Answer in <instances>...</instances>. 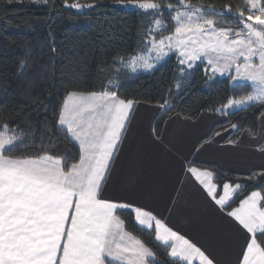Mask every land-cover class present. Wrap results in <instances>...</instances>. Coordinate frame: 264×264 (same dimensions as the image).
<instances>
[{
	"label": "snow or ice",
	"instance_id": "1",
	"mask_svg": "<svg viewBox=\"0 0 264 264\" xmlns=\"http://www.w3.org/2000/svg\"><path fill=\"white\" fill-rule=\"evenodd\" d=\"M32 2L47 5L49 0ZM129 3L153 16L143 52L122 61L131 72L150 71L175 52L183 66L179 70L181 78L185 73L191 75L199 61L208 66L205 73L230 75L235 87H243L240 82L251 84L248 95L229 99L221 111L264 104L262 0H247V15L243 10L239 12L243 25L240 31L217 27L207 15L224 13L211 8L202 10L190 0H177L176 8L167 5L174 29L168 28L155 0ZM71 7L83 6L74 3ZM227 10L231 12V8ZM115 88L109 80L99 92H70L62 101L57 124L78 146L79 156L74 163L69 162L71 157L47 151L35 156L14 155L24 134L10 130L6 124L0 126V264H155V253L126 230L119 212L127 209H131L142 229L151 230L154 226L155 239L170 249L174 261L215 264L205 251L150 211L107 196L105 186L111 165L135 103L121 99ZM186 171L218 206L222 219L231 218L228 224L243 237L237 264H264L261 191H252L233 207L240 184L225 183L218 195L211 172L192 166Z\"/></svg>",
	"mask_w": 264,
	"mask_h": 264
},
{
	"label": "trees",
	"instance_id": "2",
	"mask_svg": "<svg viewBox=\"0 0 264 264\" xmlns=\"http://www.w3.org/2000/svg\"><path fill=\"white\" fill-rule=\"evenodd\" d=\"M155 2L160 4L168 28L174 29L167 5L176 7L177 0ZM74 3L83 6L82 12L71 7ZM190 3L205 10L224 12L231 8L235 14L248 12L246 0ZM133 6L129 0H49L47 5L32 0H0V126L6 124L10 130L24 134L14 155L35 156L47 151L76 162L78 146L57 124L62 101L70 92H99L109 80L115 83L121 99L161 108L155 123L158 135L174 116L196 120L203 114H222L225 120L213 127L209 140L227 132H231L225 140L227 144H235L246 131L257 136L264 104L221 111L229 99L248 95L251 84L235 87L230 75L205 73L206 63L181 78L179 70L183 66L177 53L149 72L134 73L123 65L122 61L143 52V41L153 19ZM260 148L264 150V140ZM194 166L213 174L218 195L225 183L242 186L233 197V207L252 191L264 195V171L243 176L215 164ZM119 214L127 231L155 253V264H183L170 257V249L155 239L154 230L137 225L130 209Z\"/></svg>",
	"mask_w": 264,
	"mask_h": 264
},
{
	"label": "crops",
	"instance_id": "3",
	"mask_svg": "<svg viewBox=\"0 0 264 264\" xmlns=\"http://www.w3.org/2000/svg\"><path fill=\"white\" fill-rule=\"evenodd\" d=\"M160 111L157 105L134 103L111 165L107 196L150 211L215 264H237L243 237L228 224L231 218L222 219L218 206L186 169L215 164L236 175L264 171V116L257 136L246 131L235 144H227L231 132L208 139L213 127L225 120L222 114H203L196 120L174 116L158 135Z\"/></svg>",
	"mask_w": 264,
	"mask_h": 264
},
{
	"label": "rangeland",
	"instance_id": "4",
	"mask_svg": "<svg viewBox=\"0 0 264 264\" xmlns=\"http://www.w3.org/2000/svg\"><path fill=\"white\" fill-rule=\"evenodd\" d=\"M263 1V0H262ZM246 3H247V0H246ZM247 5H248V3H247ZM176 7H178V6H176ZM176 7H174V8H176ZM133 8H135L136 9V7H135V5L133 6ZM77 11H79V12H82V10H83V8L82 7H80V8H75ZM210 9V8H209ZM211 9H214V8H211ZM250 9V5H248V10ZM202 10H205V9H202ZM214 10H216V11H218V12H222V13H224L223 15H215V16H213V15H207V18H210V19H213L215 22H216V26L217 27H220V28H225V29H232V30H234V31H240L242 28H243V25H242V23L240 22V19H239V13H237V14H235V13H233V12H228V10H225L224 12L223 11H220V10H217V9H214ZM247 10V11H248ZM247 15V13H245V16ZM174 22V21H173ZM249 23H251V22H249ZM258 28L260 27V26H257ZM175 52H171V53H169V55H171V54H174ZM168 55V56H169ZM167 56V57H168ZM167 57H165L164 59H166ZM163 59V60H164ZM162 60V61H163ZM162 61H160V62H162ZM159 62V63H160ZM158 63V64H159ZM199 64H201V62H197L196 63V66L197 65H199ZM143 72H149V71H146V70H143V69H139L138 71H136V72H134V73H143ZM217 76H220L219 74H216ZM233 75H234V73H233ZM224 76H228V74H226V75H224ZM220 77H222V76H220ZM240 83H248V82H240ZM212 131V130H211ZM210 134H211V132H210ZM221 135V134H220ZM209 137H210V135H209ZM213 182V181H212Z\"/></svg>",
	"mask_w": 264,
	"mask_h": 264
},
{
	"label": "flooded vegetation",
	"instance_id": "5",
	"mask_svg": "<svg viewBox=\"0 0 264 264\" xmlns=\"http://www.w3.org/2000/svg\"><path fill=\"white\" fill-rule=\"evenodd\" d=\"M262 2H264V0H263ZM260 27H261V26H260Z\"/></svg>",
	"mask_w": 264,
	"mask_h": 264
}]
</instances>
